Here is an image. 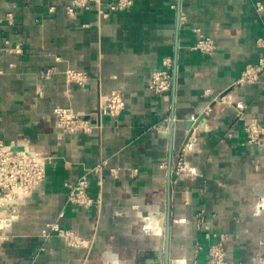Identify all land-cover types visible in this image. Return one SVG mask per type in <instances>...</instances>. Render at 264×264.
Segmentation results:
<instances>
[{"label": "crops", "instance_id": "crops-1", "mask_svg": "<svg viewBox=\"0 0 264 264\" xmlns=\"http://www.w3.org/2000/svg\"><path fill=\"white\" fill-rule=\"evenodd\" d=\"M114 1L68 13L72 0H0V138L46 159L32 194L0 200V264H167V256L207 264L209 228L226 234L232 264H253L264 255V135L249 141L236 108L214 98L243 101L245 120L264 127L263 74L235 84L246 64L264 59V0L262 9L258 0H132L112 10ZM201 34L214 39L213 52L194 48ZM165 57L174 86L158 95L149 83ZM112 90L124 109L97 115ZM57 106L87 116L90 131L60 128ZM198 114L203 124L187 129ZM103 161L89 173L100 203L68 202L65 183ZM200 212L210 221L202 229ZM49 222L90 248L44 238Z\"/></svg>", "mask_w": 264, "mask_h": 264}, {"label": "built area", "instance_id": "built-area-1", "mask_svg": "<svg viewBox=\"0 0 264 264\" xmlns=\"http://www.w3.org/2000/svg\"><path fill=\"white\" fill-rule=\"evenodd\" d=\"M90 0H72L71 4L67 6L68 13H74L77 7H89ZM132 4V0H115L110 3V9H122ZM257 6L259 9L263 8L262 0L257 1ZM11 15V14H10ZM195 49H199L204 52H213L216 48V43L212 37L205 36L203 34L200 35V39L194 46ZM15 49L20 50V45L17 44ZM172 58L165 57L163 59L162 67L156 69L151 76L149 87L150 89L158 94H164L170 90H172L174 86L173 74H172ZM51 69L47 70L46 75L51 74ZM68 77L71 79H75L80 83H83L86 78L81 72H77L75 70H67ZM261 74H263V82H264V59H260L256 63H248L242 70L241 76L236 80L235 84H244L247 82H256L259 81ZM214 101L217 103H224L230 106H234L237 110V117L244 121V128L248 135L249 141H259L261 136L264 135V127L260 125L258 122L246 121L245 120V109L246 104L243 101H234L229 94L218 93ZM125 99L122 93L118 90H112L109 93L104 95V99L100 102L99 112L97 115L111 114V115H119L125 107ZM212 106L208 105L207 111H211ZM57 117V123L60 128L66 131H75L79 128H84L90 130L92 124L90 119L87 116L80 114L79 112L73 110L70 107H61L57 106L54 109ZM169 117L165 120L169 122ZM160 128V126H158ZM188 144H186L183 150L187 149ZM182 156L178 160V165L175 167L177 172H181V170L186 169L185 164L182 160ZM45 159L44 157L39 156L38 154H31L25 150H15L12 144L4 143L0 140V173L3 176V180L8 177L9 180H17L15 186H20V189L27 188L26 183L40 182L42 180L45 173ZM94 171V169H89L88 172L84 173L74 184L65 183L69 188L68 201L71 203L83 205V206H91L96 200L88 193L89 188V173ZM4 184V181H2ZM23 184V185H22ZM204 224L209 225L210 221L205 217L203 212L198 214L197 226L201 228ZM61 228V227H60ZM202 229V228H201ZM208 229V228H207ZM43 233L46 235L52 234L51 230L48 228L43 229ZM59 233V232H58ZM60 235L67 241L69 244H77L80 245L88 243L80 236H76L74 232L68 231L65 228L60 229ZM208 239L212 237L215 239L214 242L210 243L208 252V260L207 264H232L227 257V253L225 250V240L226 234L217 233L209 230L205 235ZM264 244V238L262 240ZM202 249L201 244H197V250ZM253 264H264V255L258 254L257 260Z\"/></svg>", "mask_w": 264, "mask_h": 264}, {"label": "rangeland", "instance_id": "rangeland-1", "mask_svg": "<svg viewBox=\"0 0 264 264\" xmlns=\"http://www.w3.org/2000/svg\"><path fill=\"white\" fill-rule=\"evenodd\" d=\"M167 118V117H166ZM166 118H164V120H163V124H165V123H167V120H165ZM170 118V117H169ZM79 129H82L83 131H90V130H88V129H84V128H79ZM79 129H77V130H79ZM77 130H75V131H77ZM75 131H70V132H75ZM0 140L2 141V142H4V143H7V144H12L13 146H14V149L16 148V147H19V146H16V145H14L12 142H6V141H4L2 138H0ZM15 150H21V149H15ZM25 151H27L26 149H24ZM29 153H33L34 155L35 154H38L39 156H41V157H43L42 155H40L38 152H30V151H28ZM185 153V150H183L182 149V151H181V153H180V157H181V155L182 154H184ZM179 157V158H180ZM44 159H45V157H44ZM185 158H184V155L182 156V160H183V162H184V164H185V160H184ZM178 163V162H177ZM105 164V162L103 161V162H101L100 164H98L97 166H94V167H92V168H88L87 169V172L89 171V169H94V172H100V170H101V168L103 167V165ZM178 164H176V166H177ZM45 167H46V159H45ZM185 167H186V165H185ZM181 171H183V170H181ZM45 174H46V169H45V173H44V176L42 177L43 179H44V177H45ZM43 179L42 180H40V182H33V183H31V184H29V183H26V184H24V186H26L27 185V188H23V189H20V186H15V184H17V183H19V184H21L20 182H16L17 180H9L8 179V177H6V179L5 180H3V176H1V173H0V180H1V186H2V189H3V193H2V196L0 197V200L1 201H3V202H5V201H9V202H15V200H18V199H20V198H23V197H25V196H27V195H30V194H32L39 186H40V184H41V182L43 181ZM2 181H4V184H2ZM67 183H69V182H67ZM70 184V183H69ZM23 185V184H22ZM65 186H66V184H65ZM69 194V193H68ZM11 198V199H10ZM10 199V200H9ZM67 200H68V197H67ZM68 202H70V201H68ZM71 203V202H70ZM1 205H2V203H0ZM73 204H75V203H73ZM197 221V220H196ZM65 228V229H67L68 231H71V232H74L75 233V235L76 236H80L82 239H84L85 241H88V243L85 245V243H82V244H80V245H77V244H69L67 241H65V239L62 237V235H60V229L61 228ZM44 228H48L49 230H51V232H52V234H48V235H46L45 236V234L43 233V229ZM44 228H42V230H41V235L44 237V238H47V237H51V236H57V237H60V238H62L63 239V241L67 244V245H69V246H74V247H85V248H87V249H89L90 248V246H91V242H90V240L89 239H87V238H85V237H83V235H81V234H79L78 232H76L75 230H73V229H71V228H67V227H62V226H60V225H58L57 223H55V222H49V223H47L46 225H45V227ZM59 232V233H58Z\"/></svg>", "mask_w": 264, "mask_h": 264}, {"label": "water", "instance_id": "water-1", "mask_svg": "<svg viewBox=\"0 0 264 264\" xmlns=\"http://www.w3.org/2000/svg\"><path fill=\"white\" fill-rule=\"evenodd\" d=\"M203 119H204V115H195L193 116L191 119H189L186 122V128L187 129H192V127H194L195 125H199V124H203ZM15 149H25V148H21V147H16ZM167 247H168V240H167ZM166 254H168V248L166 250ZM169 263V258L167 256V264Z\"/></svg>", "mask_w": 264, "mask_h": 264}, {"label": "bare ground", "instance_id": "bare-ground-1", "mask_svg": "<svg viewBox=\"0 0 264 264\" xmlns=\"http://www.w3.org/2000/svg\"><path fill=\"white\" fill-rule=\"evenodd\" d=\"M21 150H24V149H21ZM27 152H28V150H27ZM10 199H11V198H10ZM10 199H9V200H10Z\"/></svg>", "mask_w": 264, "mask_h": 264}]
</instances>
